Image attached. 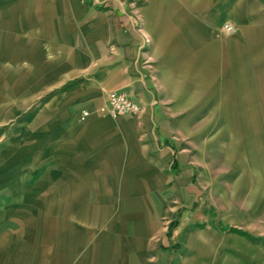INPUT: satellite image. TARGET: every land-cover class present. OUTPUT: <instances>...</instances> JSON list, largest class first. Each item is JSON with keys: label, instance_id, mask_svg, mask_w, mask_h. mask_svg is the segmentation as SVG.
I'll list each match as a JSON object with an SVG mask.
<instances>
[{"label": "crops", "instance_id": "obj_1", "mask_svg": "<svg viewBox=\"0 0 264 264\" xmlns=\"http://www.w3.org/2000/svg\"><path fill=\"white\" fill-rule=\"evenodd\" d=\"M137 1L0 0V69H11L1 83L20 84L23 108L32 92L41 101L39 147L9 171L4 202L54 206L11 214L0 264H144V238L165 228L153 206H174L183 180L162 87L198 85L231 103L216 107L263 110L246 123L264 125V0ZM178 70L192 79L176 82ZM115 89L139 114L96 112ZM182 188L184 207L161 237L182 242V264H264V196L228 220L202 191Z\"/></svg>", "mask_w": 264, "mask_h": 264}, {"label": "rangeland", "instance_id": "obj_2", "mask_svg": "<svg viewBox=\"0 0 264 264\" xmlns=\"http://www.w3.org/2000/svg\"><path fill=\"white\" fill-rule=\"evenodd\" d=\"M144 2L145 0H138L136 4L142 6ZM32 58H37V53L32 54ZM33 62L37 64L38 61L32 59ZM7 68L4 66L0 69V230L3 231H6L7 224L12 219L11 214L36 215L42 208L47 212L54 209L53 205L13 206L4 202L8 200L6 193L10 191L7 181L9 171L22 165L24 148L39 147L37 118L41 105L39 94L32 92L30 106L23 108L24 94L20 84L11 83L6 86L1 83L9 79L5 74L11 69ZM181 74L182 70H178V76L174 78L176 82L192 79L189 75L184 78ZM162 88L167 107L165 114H161L162 126L180 152L183 169L178 176L183 180L175 181L174 206H153L156 209L153 213H158L160 223L165 228L160 229L153 237L144 238V264H182V242L178 245L166 244V247L161 241L162 234L169 232L167 225L172 223L173 215L184 207L181 202L182 186L189 184L192 198L202 191L208 202L219 212L226 214L228 220L232 217L241 219L242 214L234 208H245L248 197L264 196V125L246 123L263 120V110L216 107L231 103L215 102L214 94L199 91L198 85L184 86L182 83H175ZM186 88L188 90L184 91ZM169 106L175 107L168 108ZM32 134H36V139H33ZM167 174L170 172L164 173L165 176ZM162 194L160 191L159 196ZM18 218L21 219L16 217ZM5 234L0 233V240L8 241ZM226 234L230 232L226 231L222 236H227ZM241 235L246 236L245 233ZM254 240L261 241L258 238ZM149 255L151 256L147 260ZM191 255L193 252L187 253L188 257Z\"/></svg>", "mask_w": 264, "mask_h": 264}, {"label": "built area", "instance_id": "obj_3", "mask_svg": "<svg viewBox=\"0 0 264 264\" xmlns=\"http://www.w3.org/2000/svg\"><path fill=\"white\" fill-rule=\"evenodd\" d=\"M234 28L231 23L225 22L222 25V32L225 35H230ZM141 111V107L125 92L115 89L107 93L104 104L96 109V112L110 117L116 118L123 115H137ZM90 114L89 110H82L81 119H84Z\"/></svg>", "mask_w": 264, "mask_h": 264}, {"label": "trees", "instance_id": "obj_4", "mask_svg": "<svg viewBox=\"0 0 264 264\" xmlns=\"http://www.w3.org/2000/svg\"><path fill=\"white\" fill-rule=\"evenodd\" d=\"M211 213L215 215V212H214L213 210H211ZM230 229L233 230V231H237V230L234 229V228H230Z\"/></svg>", "mask_w": 264, "mask_h": 264}]
</instances>
